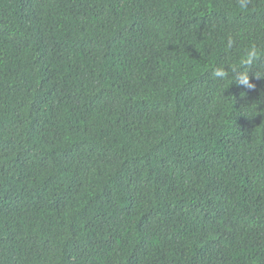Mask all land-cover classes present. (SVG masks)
Segmentation results:
<instances>
[{
    "label": "trees",
    "instance_id": "obj_1",
    "mask_svg": "<svg viewBox=\"0 0 264 264\" xmlns=\"http://www.w3.org/2000/svg\"><path fill=\"white\" fill-rule=\"evenodd\" d=\"M253 42L264 0H0V264H264V77L211 75Z\"/></svg>",
    "mask_w": 264,
    "mask_h": 264
},
{
    "label": "clouds",
    "instance_id": "obj_2",
    "mask_svg": "<svg viewBox=\"0 0 264 264\" xmlns=\"http://www.w3.org/2000/svg\"><path fill=\"white\" fill-rule=\"evenodd\" d=\"M240 9H246L248 0H237ZM236 47V40L229 35L226 38L225 50L230 51ZM264 56V48L256 43H249L248 46L242 49V54L239 56L236 63H224L212 68V78L217 81L231 79V84L244 85L248 88L254 87L251 82V76L257 78L264 77V69L260 64V58ZM227 66V67H226Z\"/></svg>",
    "mask_w": 264,
    "mask_h": 264
}]
</instances>
